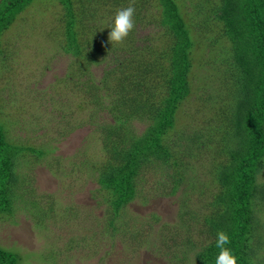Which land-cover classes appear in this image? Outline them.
I'll return each instance as SVG.
<instances>
[{
	"label": "rangeland",
	"instance_id": "rangeland-1",
	"mask_svg": "<svg viewBox=\"0 0 264 264\" xmlns=\"http://www.w3.org/2000/svg\"><path fill=\"white\" fill-rule=\"evenodd\" d=\"M176 1L183 10L186 0ZM202 3L210 8L205 0L187 1V10L193 14V35L201 48L207 36L218 37L216 49L195 50L192 91L183 113L178 114L176 125L180 128L168 135V143L175 148L180 133L195 131L202 134L203 143L192 147L194 157L187 152L185 159L191 168L176 188L172 167L142 172L138 196L121 211L116 232L110 224L112 208L105 201L108 194L98 181V170L106 158L101 127L113 120L105 107L98 109L90 100L83 102L84 95L73 91L68 73L76 66L75 60L58 47L62 7L57 0H35L1 35L0 122L11 142L43 151L41 157L27 154L20 160L22 198L14 205V213L0 217V244L19 255V264H176L174 255L184 252L188 257L184 264H198L196 255L209 240L200 221L214 209L211 202L219 191L210 180L208 192L202 195L200 183L210 176L213 158L225 157L222 150L218 153L222 148L219 134L213 136L210 130L211 138L208 136L209 126L217 125L213 117L219 104L206 98L214 94L218 103L224 101L232 108L242 91L231 76L228 89L217 93L219 78L214 82L216 76H211L209 68L220 66V74L226 72L231 58L215 67L214 61H224V36L218 31L222 25L208 10L212 21L202 26L204 20L193 10ZM145 11L135 28L140 34L152 33L151 44H155L159 39L155 33L162 29L161 12L154 5ZM106 66L93 65L89 70L100 80L109 68ZM146 127L145 122L133 123L138 134ZM24 199L29 201L23 203ZM261 219L264 222V213ZM49 255H53L52 262L43 257Z\"/></svg>",
	"mask_w": 264,
	"mask_h": 264
},
{
	"label": "trees",
	"instance_id": "trees-1",
	"mask_svg": "<svg viewBox=\"0 0 264 264\" xmlns=\"http://www.w3.org/2000/svg\"><path fill=\"white\" fill-rule=\"evenodd\" d=\"M34 1L0 0V56L3 53L1 35ZM57 1L62 7L58 17L62 25L58 47L64 54L73 56L76 64L68 73V79L74 84L73 91L84 95L83 102L90 100L98 109L105 107L113 120L101 127L106 158L98 170V181L109 196L105 201L112 208L110 224L116 232L115 222L121 211L138 196L143 171L174 168L171 177L176 188L185 179L187 168H191L185 156L187 152L195 156L192 147L203 143L202 134L180 133L175 148L168 143V135L180 128L176 125L178 114L183 113L192 91L195 50L215 51L218 37L207 36L201 48L193 35L195 27L190 18L193 14L187 10L188 0L183 10L176 0ZM205 1L210 8L202 3L194 6V12L204 20L202 26H209L210 10L212 19L222 25L218 30L220 37L224 36V61H214L215 67L231 58L226 72L220 74V66L209 68L211 76H216L214 82L219 78L217 93L228 89V79L233 80L231 76L235 78L233 82L241 84L242 91L237 92L240 99L232 108L223 104L224 101L218 103L214 94L206 98L219 104L213 117L217 125L209 126L208 136L211 138L210 130L213 136L219 134L222 148L218 153L222 150L225 157L213 158L210 176L200 183L202 195L208 192L210 180H214L219 191L211 202L214 209L202 215L204 222L202 219L200 222L208 231L209 240L196 259L198 264H215L219 253L217 233L224 231L230 238L226 247L238 257V264H264L261 219L264 213V0ZM129 4L135 7V24L142 21V12L147 13L150 6L160 10L162 29L155 33L159 38L155 44H151L152 33L140 34L138 28L121 44L108 42L116 12ZM148 20L151 21L149 17ZM197 61L200 64V56ZM104 63L109 68L97 80L89 68ZM83 76L87 79H82ZM80 107L86 108L83 104ZM135 121L147 123L142 134L134 131ZM27 154L41 157L43 151L11 142L0 122V217L14 213V205L22 198L20 160ZM24 200L23 203L29 201ZM41 220L45 227L46 223ZM43 257L53 261V255ZM20 259L17 253L0 244V264H19ZM174 259L176 264H184L188 257L184 252L181 256L174 255Z\"/></svg>",
	"mask_w": 264,
	"mask_h": 264
},
{
	"label": "clouds",
	"instance_id": "clouds-1",
	"mask_svg": "<svg viewBox=\"0 0 264 264\" xmlns=\"http://www.w3.org/2000/svg\"><path fill=\"white\" fill-rule=\"evenodd\" d=\"M135 7L132 4L119 9L114 17V23L108 32V42L111 44L123 43L135 28ZM230 243L228 234L224 231L217 233L216 247L219 253L215 258V264H238V257L226 247Z\"/></svg>",
	"mask_w": 264,
	"mask_h": 264
}]
</instances>
